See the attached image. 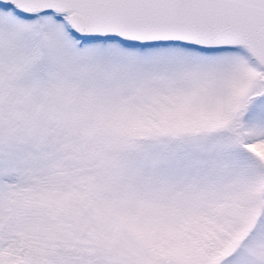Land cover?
<instances>
[{
    "label": "snow or ice",
    "instance_id": "snow-or-ice-1",
    "mask_svg": "<svg viewBox=\"0 0 264 264\" xmlns=\"http://www.w3.org/2000/svg\"><path fill=\"white\" fill-rule=\"evenodd\" d=\"M0 264H264V0H0Z\"/></svg>",
    "mask_w": 264,
    "mask_h": 264
}]
</instances>
